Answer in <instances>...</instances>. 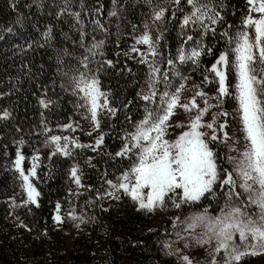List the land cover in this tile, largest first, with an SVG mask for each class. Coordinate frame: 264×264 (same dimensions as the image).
<instances>
[{
    "label": "snow or ice",
    "instance_id": "snow-or-ice-1",
    "mask_svg": "<svg viewBox=\"0 0 264 264\" xmlns=\"http://www.w3.org/2000/svg\"><path fill=\"white\" fill-rule=\"evenodd\" d=\"M129 2L110 0L106 19L102 20L105 5L100 0L91 8L86 0H59V3L51 0L49 6L55 11L49 15L68 24L69 31L63 32L62 37L65 45L72 47L56 49L59 83L53 81V95L44 89L38 98L40 122L26 135L39 138L35 141L39 146L33 148L31 156H26L23 150L31 143L24 135L12 141L15 158L10 162V170L17 174L20 195L26 199L18 204L13 198L11 206H40L41 194L33 180L39 178L37 170L42 166V150H48L49 161L57 156L73 161L69 179L77 188L85 186L76 157L85 149L105 154L103 148L108 133L102 131V125L105 120L114 119L119 109L113 103L112 90L106 89L102 80V74L115 68V62L101 58L106 38L113 34L110 29L115 28L117 36L130 35L133 40L129 51L123 55L135 59L130 54L136 53L138 63L147 67L144 84L136 93L144 102V114L134 123L128 118L131 128L120 134L119 150L114 155L107 153L110 158L126 160L128 164L115 180L107 179V173L104 174L108 188L103 193L98 191L97 199L128 197L138 210L146 213L169 207L190 209L182 219L177 216L173 220V229H178L173 243L182 244V248H173L166 242L167 254L177 256L179 264H245L247 258L264 254V0H244L246 11L238 25L227 23L223 0L219 5L216 0H131L132 7L142 5L146 9L141 12L139 25L125 15ZM12 6L15 10L16 4ZM33 6L43 9L46 5L44 0H31L24 5L28 9ZM26 18L24 13H18L14 23L23 27ZM173 22L181 42L174 56L171 51L165 56L161 51L162 42L168 25ZM126 25H130L131 33L123 31ZM234 27L235 31H230ZM0 31L15 34L13 27ZM97 32L105 38L97 39ZM217 35L225 44V49L218 54L215 45L208 43L209 37L215 40ZM3 39L0 35V40ZM41 39L43 43L33 41L22 51L34 44L52 47L55 36L51 25L41 33ZM137 46H143V50ZM205 57L214 59L205 65ZM183 65L200 70L202 82L192 85V96L182 104V94L191 79L183 75ZM173 77L180 81L174 88ZM208 85L216 86V95L211 97L215 104H209L208 93L203 90ZM57 88L72 97L73 113L67 123L53 126L48 114L59 108V100L54 98ZM198 98L203 100L202 108L197 103ZM227 98L235 101L233 113L219 111L210 122L204 121L210 109L222 108ZM131 103L128 101L122 107L127 109ZM177 108L183 109L185 114L195 112V115L187 124L171 125L169 121ZM230 115L238 120L239 138H230L224 131ZM10 117L7 109L0 112V121H8ZM221 118L223 122H218ZM83 121L91 127L85 135L92 137L97 133L91 143H82L78 137L68 134H54L83 131ZM172 127L185 130L169 139ZM15 132L21 133L22 129L16 127ZM218 133L223 134V140ZM228 139L233 140V145L242 140L243 147H229V152L237 154L226 156L224 162L230 167H223L213 145ZM92 159L85 161L89 167H95ZM55 211L52 218L60 224L63 220L59 203ZM69 217L84 222L74 213L70 212ZM193 248L206 253L203 261L182 254L183 249Z\"/></svg>",
    "mask_w": 264,
    "mask_h": 264
},
{
    "label": "trees",
    "instance_id": "trees-1",
    "mask_svg": "<svg viewBox=\"0 0 264 264\" xmlns=\"http://www.w3.org/2000/svg\"><path fill=\"white\" fill-rule=\"evenodd\" d=\"M100 2L105 5V15L101 17L104 20L107 9L111 6L110 0ZM13 3L16 4L15 10ZM26 3H31V0H0V29L13 27L15 33L0 31V35L4 36L0 40V112L7 109L11 113L8 121H0V264H171V258L164 247L165 239L172 229L171 214L176 213L183 218L190 209L174 210L169 207L164 209L166 212L162 210L146 213L138 210V206L128 197L113 199L104 196L103 199H97L98 191L103 193L108 188L104 183V174L107 173V179L115 180L128 164L126 160L110 158L107 153L114 155L119 150L122 143L120 134L131 128L128 118L134 123L142 119L144 114V102L136 93L144 84L147 67L138 63L136 53L130 54L135 59L123 55L129 51L133 40L130 35L117 36L115 28L110 29L113 34L106 38L104 56L101 58L114 61L115 68L102 74V80L104 87L112 90L113 103L119 111L114 119L105 120L102 125V131L108 133L103 148L105 154L99 155L85 149L76 157L83 172L82 181L85 186L78 199L85 223L74 236H69L66 231L69 226L67 218L64 217L62 224L53 220L57 203L61 205V212L67 214L72 188L69 168L73 161L59 156L49 161L47 149L40 153L42 166L37 170L39 178L33 180L41 194L38 198L40 206H11L13 198L18 204L24 199L20 195L17 174L10 170V162L15 158L12 141L24 135L31 143V146L23 150L26 156H31L33 148L39 146L35 142L39 138L26 134L40 122L41 109L37 101L42 91L48 89L49 94L53 95V81L59 83L60 78L56 74V49L72 47L70 44L65 45L62 37L63 32L69 31L68 24L49 15V12L55 11L49 6L51 0H44L46 6L43 9L35 6L32 9L25 8ZM86 3L91 8L96 6L97 0H86ZM216 3L219 5L220 0H216ZM223 4L227 23L238 25L246 10L244 0H223ZM128 8L129 11L125 14L127 19L139 25L141 12L146 9L142 5L132 7L131 0ZM18 13H24L27 17L23 27L14 23ZM174 24L175 22L168 25L162 42L161 51L165 56L169 51L174 56L181 42ZM49 25L53 27L55 36L53 46L37 47L36 44L43 43L41 33ZM123 31L131 33L130 25H126ZM95 35L97 39L105 38L99 32ZM73 36L75 38V34ZM33 41L36 44L32 48L22 51ZM208 43L215 45L217 54L224 50L223 40L219 36L215 40L209 37ZM117 53L121 55L118 56ZM213 59L214 57H205L203 63L210 64ZM194 71L200 73V70ZM211 92L216 93V90ZM54 98L59 100V108L55 113L48 114L51 124L67 123L68 117L73 113L72 97L61 93L57 88ZM128 101L132 103L124 109L122 104ZM75 119L79 120V117ZM227 119L230 120V116ZM16 127L21 128L22 132L16 133ZM82 128L83 131L69 134L78 137L82 143H91L97 133L92 137L84 134L91 130L87 121L82 122ZM213 147L218 152L223 167H226L220 145L214 144ZM89 157H93L92 164L95 167H89L85 163ZM21 224L26 227H21Z\"/></svg>",
    "mask_w": 264,
    "mask_h": 264
},
{
    "label": "rangeland",
    "instance_id": "rangeland-1",
    "mask_svg": "<svg viewBox=\"0 0 264 264\" xmlns=\"http://www.w3.org/2000/svg\"><path fill=\"white\" fill-rule=\"evenodd\" d=\"M230 31L234 32L235 31V27L230 29ZM217 36H219V35H217ZM137 47H140L141 50H143V46H137ZM222 48L225 49V44H223ZM181 71H182L183 75L191 77V79H189L187 81L186 90L182 94L181 103L183 104V103H187L189 98L193 94L192 85L193 84H201V82H202L201 79L202 78H201V74L198 73V72H195L193 70L192 66H190V65L181 66ZM179 82L180 81H179L178 77H173L172 78L173 88L178 86ZM203 90L206 93H208L209 104L210 105L211 104H215L216 101L212 100L211 97L215 96L216 93H213L211 91L212 90H216V86L215 85H208L207 87L203 88ZM197 103L200 105L201 108L204 106L203 105V100L201 98L197 99ZM235 108H236L235 101L232 100L231 98H227L224 101L222 108H211L210 111L205 115L204 121L210 122L212 120L213 115L215 113L219 112V111H227L229 113H233ZM192 115H195V112H193L191 114H185L183 109L177 108L176 109V114L171 118L169 123L171 125H175L177 123L187 124ZM218 122H223V118H221V120L218 121ZM184 130H185L184 128L172 127V128L169 129V135H168L167 138L173 139V138H175V136L179 135ZM202 131H209V130L208 129H202ZM224 131L227 132V134H228V136L230 138L231 137L239 138L241 136V133L239 132L238 120L233 118L232 115H230V120L227 119V127L225 128ZM60 134H68V135H70L69 133H60ZM218 135L221 137V140H223V134L222 133H218ZM218 144L220 145L222 153L224 154L225 157L228 156V155L235 156L237 154L236 152H229V150H228L229 147L235 146V147L241 148V149L243 147V141L242 140H240V143L236 144V145H233V140L232 139H228L227 141H225L223 143H218ZM225 164H226V167H230L227 163H225ZM82 184H83V181H82ZM71 186H72V188H71V193H70V197H69V201H68V205H67V207H68L67 214L65 215V213L60 212V215H61L63 221H64V217L67 218V222H68L69 226H68L66 231H67L68 235L69 236H74L76 231L81 229V226L83 225V223H85V217L83 215L82 208H81V206L79 204V200H78L80 198L81 193H82V188H77L76 185L74 183H72V182H71ZM108 197H110V196H108ZM108 197H107V199H108ZM24 199H26V196H24ZM174 210H176V209L174 208ZM158 211H162V210H157V212ZM70 212L74 213L77 217H82L84 222L80 223L78 220L71 219L69 217V213ZM164 212H166V210H164ZM171 217H172V229H171V232L169 233V235L166 237L164 245L167 242V243L172 244L173 248H182V244L173 243V241L176 240L175 231H178V229H175V230L173 229V220L177 217V214L176 213H172ZM62 223H60V224H62ZM182 254H190L193 257H195L197 259H200L201 261H203L204 257L206 256V253L202 249H196V248L183 249L182 250ZM169 257L171 258V264H179V260H178L177 256L173 255V256H169ZM245 264H264V254L247 258L246 261H245Z\"/></svg>",
    "mask_w": 264,
    "mask_h": 264
}]
</instances>
